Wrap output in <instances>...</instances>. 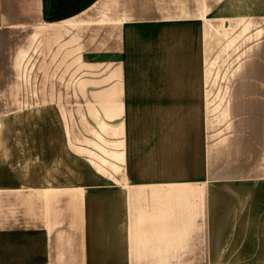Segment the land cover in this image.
Instances as JSON below:
<instances>
[{"label":"crops","instance_id":"0c3cea01","mask_svg":"<svg viewBox=\"0 0 264 264\" xmlns=\"http://www.w3.org/2000/svg\"><path fill=\"white\" fill-rule=\"evenodd\" d=\"M261 28L264 0H0V264H264Z\"/></svg>","mask_w":264,"mask_h":264},{"label":"rangeland","instance_id":"374dc122","mask_svg":"<svg viewBox=\"0 0 264 264\" xmlns=\"http://www.w3.org/2000/svg\"><path fill=\"white\" fill-rule=\"evenodd\" d=\"M256 29L255 27L253 28H248L247 29V35L250 33V31H253ZM262 31V42L258 43V48L259 50L262 51L263 53V59H262V67L264 69V28H261ZM158 34L157 27L153 26H143L139 27V29L136 30V42L134 44L135 46V65L142 67L143 65L149 66V65H155L156 59L153 58V48H154V40H156ZM190 35H191V27L187 26L183 28V51H184V59L188 56L190 50ZM251 43L248 42V46ZM145 58V60H144ZM158 61V60H157ZM166 62L168 61L167 65H169V60H165ZM249 62V61H248ZM165 65V64H163ZM13 123H7L5 124L6 129H13Z\"/></svg>","mask_w":264,"mask_h":264}]
</instances>
